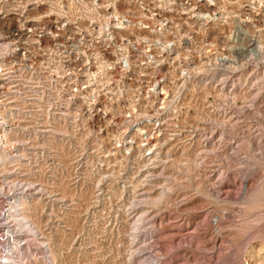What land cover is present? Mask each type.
I'll use <instances>...</instances> for the list:
<instances>
[{
    "label": "rangeland",
    "instance_id": "1",
    "mask_svg": "<svg viewBox=\"0 0 264 264\" xmlns=\"http://www.w3.org/2000/svg\"><path fill=\"white\" fill-rule=\"evenodd\" d=\"M75 1L31 0V55L0 54V263L15 240L21 264H157L131 255L140 245L168 264H264V0H179L151 8L172 21L156 15L148 29L130 7V28L176 32L179 52L110 70L117 97L100 104L82 71L102 76L104 64L67 61L66 37L41 33L65 10L90 26L92 0ZM16 194L35 236L7 219Z\"/></svg>",
    "mask_w": 264,
    "mask_h": 264
},
{
    "label": "built area",
    "instance_id": "2",
    "mask_svg": "<svg viewBox=\"0 0 264 264\" xmlns=\"http://www.w3.org/2000/svg\"><path fill=\"white\" fill-rule=\"evenodd\" d=\"M193 4V7H204L207 5L206 0H188ZM179 0H92L88 3V11H86V18L90 19L87 27H83L81 20L83 19V13L77 11L76 16H70L69 11H64L63 17L61 16L60 21H55V26L51 21H46V24L42 25L41 33L43 35H49L48 39H55L58 36L65 38L62 41V45L59 43L60 49L58 52L59 57L67 59V61L72 62L75 57L81 58L85 55H93L97 57V61L104 65H97V71L100 72L102 76L94 75V70L89 71L88 68L83 67L88 77L92 79L91 84L94 86L91 88L92 102L95 104H100L101 102H107L111 100L114 95L112 91L115 89L112 87L109 79L106 77L107 73H110V70H115L117 67L120 69H130L137 62L138 55H161L170 53H178L180 46L177 45L178 36L173 34L172 37L166 34L167 30H164L163 26L157 28L158 31L155 33H140L137 30L134 31L133 28H130V23L136 22V16L129 14L130 7H140L141 11L139 14H144L143 17L139 16L137 21L142 23L143 29L150 28L149 23L152 22V19H155L154 16L161 15L163 16L164 23L166 25L170 20L172 21V16H164L160 14L161 11H156L158 8H155L154 12L151 10L153 7H162V6H171L176 5ZM75 4H83L82 0H76ZM9 5V10H4L3 7ZM133 7V9H135ZM104 8L103 20L104 26H101L99 19V10ZM135 13V12H133ZM12 15L15 18V24L3 26L0 29V54L5 55L11 51L15 53H27L31 55V0H0V21H3V24H6V21L9 19L8 16ZM203 20H206V14L200 16ZM202 23H204V21ZM49 23V27H48ZM46 29V31H45ZM140 29V28H139ZM60 31V32H59ZM189 40L192 39V36L187 37ZM197 37H195L196 39ZM203 38V37H199ZM14 40L15 43H8V40ZM205 39V38H203ZM20 41H22L20 43ZM20 43V44H19ZM17 44V45H16ZM192 46L194 51L208 53L209 43L203 41L198 43L197 41L188 42V45ZM25 45V46H24ZM114 58H112V57ZM157 56V55H156ZM102 60V61H101ZM61 61V60H60ZM116 61V62H115ZM2 63V62H1ZM148 65V64H146ZM139 69H143L142 65H138ZM80 70V69H78ZM85 75L82 77L84 79ZM68 84H73L68 82ZM68 84L64 83L68 89L73 87V90H70L71 93L74 92L75 95H78L85 90L87 86H82L81 88L75 86H67ZM89 86V85H88ZM132 88L131 86H127ZM126 95L129 89H123ZM87 92V91H84ZM90 91L88 90V93ZM111 93V94H110ZM73 95V94H72ZM117 97V96H116ZM143 101V98L135 96L132 99V105L135 106L140 104ZM105 104V103H102ZM106 107V106H103ZM129 112V111H128ZM147 115H150V111H144ZM140 113V112H138ZM138 115V114H137ZM128 118H133V114L127 115ZM139 116V115H138ZM140 119H143V116H139ZM156 118H162L163 113H160L159 116H154ZM136 129H140L136 127ZM154 130L159 129L154 127ZM146 131H144L145 133Z\"/></svg>",
    "mask_w": 264,
    "mask_h": 264
},
{
    "label": "bare ground",
    "instance_id": "3",
    "mask_svg": "<svg viewBox=\"0 0 264 264\" xmlns=\"http://www.w3.org/2000/svg\"><path fill=\"white\" fill-rule=\"evenodd\" d=\"M247 196V195H246ZM255 196V195H253ZM21 196L16 194L14 196V202L10 203V211L9 214L7 215V219L9 220V218L14 217V219H16L17 224L19 225L20 230L24 231L25 236H30L31 237V232H33L34 236H35V229L33 227V225L31 224V220L30 218L25 214V206L23 204V200H21L20 198ZM248 198V197H247ZM252 198V197H251ZM243 200V199H242ZM241 201V200H240ZM241 204V203H240ZM8 209V208H7ZM4 213V212H3ZM6 214V213H4ZM16 217V218H15ZM12 219V218H11ZM7 220V221H8ZM8 223V222H7ZM15 223V222H14ZM142 224V223H140ZM10 226V225H9ZM136 226V225H135ZM138 226V225H137ZM142 226V225H141ZM7 227V226H6ZM135 229V228H134ZM138 229V227L136 228ZM140 229V228H139ZM147 229V228H146ZM143 230V229H142ZM145 230V229H144ZM10 231V230H9ZM16 231V230H15ZM136 231V230H135ZM141 231V230H140ZM11 233V232H10ZM8 234V233H7ZM6 234V235H7ZM14 235V234H13ZM12 235V237H13ZM17 236V235H16ZM20 237V235H18ZM12 239V238H11ZM33 242V241H32ZM147 246L145 245H140L136 248V250L133 251V253L131 255H135L136 253H138V255L141 254L140 257L143 256V252L146 250V253H149V255L147 256V259L149 260H154V262H156L157 264H168V260L169 259H162V257L160 256V254H156V253H152V251H150L149 249L147 250ZM154 249V248H153ZM152 250V249H151ZM9 252V256L8 255H4L3 256V260L1 261L0 264H21V255L22 252L21 249L18 246V242H16L15 240H13L11 242V250L8 251ZM145 254V253H144ZM165 255V254H164ZM167 255V254H166ZM146 256V255H145ZM167 257V256H166ZM165 257V258H166ZM235 257V256H234ZM49 261L52 262L51 260V256L48 257ZM161 260V261H160ZM160 261V262H159ZM142 262V261H141ZM145 262V261H144ZM149 262V261H148ZM151 262V261H150ZM159 262V263H158ZM167 262V263H166ZM142 264V263H141ZM153 264V263H152Z\"/></svg>",
    "mask_w": 264,
    "mask_h": 264
}]
</instances>
